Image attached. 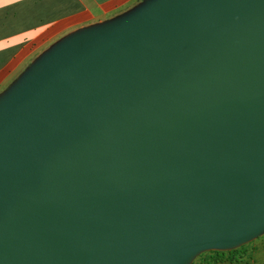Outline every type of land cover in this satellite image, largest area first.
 <instances>
[{
	"label": "water",
	"instance_id": "1",
	"mask_svg": "<svg viewBox=\"0 0 264 264\" xmlns=\"http://www.w3.org/2000/svg\"><path fill=\"white\" fill-rule=\"evenodd\" d=\"M264 231V0H153L0 99V264H189Z\"/></svg>",
	"mask_w": 264,
	"mask_h": 264
},
{
	"label": "crops",
	"instance_id": "2",
	"mask_svg": "<svg viewBox=\"0 0 264 264\" xmlns=\"http://www.w3.org/2000/svg\"><path fill=\"white\" fill-rule=\"evenodd\" d=\"M152 1L0 0V92L70 39L118 24ZM250 264H264V245Z\"/></svg>",
	"mask_w": 264,
	"mask_h": 264
},
{
	"label": "rangeland",
	"instance_id": "3",
	"mask_svg": "<svg viewBox=\"0 0 264 264\" xmlns=\"http://www.w3.org/2000/svg\"><path fill=\"white\" fill-rule=\"evenodd\" d=\"M8 93L0 92V98ZM264 245V231L253 240L232 249H208L200 252L189 264H250L256 249ZM235 260L228 261V258Z\"/></svg>",
	"mask_w": 264,
	"mask_h": 264
},
{
	"label": "trees",
	"instance_id": "4",
	"mask_svg": "<svg viewBox=\"0 0 264 264\" xmlns=\"http://www.w3.org/2000/svg\"><path fill=\"white\" fill-rule=\"evenodd\" d=\"M227 260L232 261V260H235V258L232 257V258H228Z\"/></svg>",
	"mask_w": 264,
	"mask_h": 264
}]
</instances>
